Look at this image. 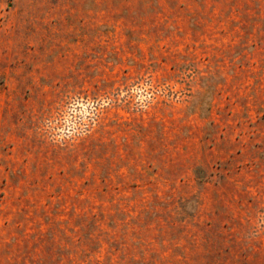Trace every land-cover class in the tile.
Instances as JSON below:
<instances>
[{"label":"rangeland","instance_id":"obj_1","mask_svg":"<svg viewBox=\"0 0 264 264\" xmlns=\"http://www.w3.org/2000/svg\"><path fill=\"white\" fill-rule=\"evenodd\" d=\"M0 264H264V0H0Z\"/></svg>","mask_w":264,"mask_h":264}]
</instances>
